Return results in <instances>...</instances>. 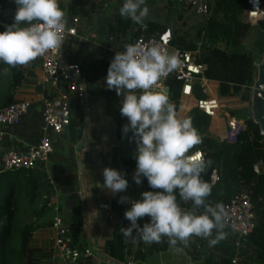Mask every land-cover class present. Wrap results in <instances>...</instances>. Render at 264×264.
<instances>
[{
  "label": "crops",
  "instance_id": "0c3cea01",
  "mask_svg": "<svg viewBox=\"0 0 264 264\" xmlns=\"http://www.w3.org/2000/svg\"><path fill=\"white\" fill-rule=\"evenodd\" d=\"M123 2L124 0H64L60 4L67 20L70 21L73 17H78L79 20L77 34L70 35L63 41L60 54L63 60L80 64L83 80L81 82L78 78V81L84 91L82 96L73 100L71 122L65 130L61 134L48 133L53 151L47 161L36 166L46 172L52 186L48 208L34 220L33 244L54 249L53 216L59 211L69 224L73 207L77 206L82 217V231L73 244L93 247V253L88 257L91 264H264V201L255 202L256 225L247 236L239 235L226 226V237L212 247H209L208 240L193 237L189 246L182 253H177L170 248L165 237L161 243H126L127 260H119L109 254L107 243L112 239L113 231L122 222V215L129 206L118 203L122 193L113 194L104 188L103 169L111 167L123 172L129 185L134 181L136 169L130 167V163L127 164V160L134 159L136 149L135 142H129L128 139L132 134L129 132L125 136L121 133L119 137L115 121L106 110L111 97L115 100L116 109L121 107L122 100L114 90L107 88L105 82L110 62L129 38L139 34L151 35L168 31L173 44L194 50L199 28L204 20L181 0H146L149 14L144 20L145 27H142L130 18L121 17L119 9ZM257 35L248 34L243 44L256 46L257 52L253 54L256 66L264 52L262 35L259 33V38L255 39ZM244 50V47L234 50V53L207 50L202 55L207 64L208 94L217 97L221 104L215 115H208L207 133L220 141H224L230 111L247 113L250 106V94L247 104L239 95L219 94L221 80L230 84L237 82L239 80L236 75L245 71L244 65L240 63L243 60L239 59ZM21 71L23 77L16 84L12 101L27 100L31 102V106L17 124L0 123V153L7 149L26 152L42 134V97L47 91L41 81V64L39 60H34L27 66H21ZM255 74L256 69L251 73V84L242 83L244 87L249 86V93ZM248 90L243 89L241 92L247 94ZM180 103L182 106H179ZM193 108L194 97L179 98L177 116L187 118ZM126 123L128 120L125 117L123 125ZM83 137V149L78 150ZM239 158L246 178H252L260 170L264 171V151L253 147L251 142H243ZM2 177L7 178L8 191L11 188V176ZM141 186L143 191L150 189L149 184ZM178 203L185 210L192 208L190 201L185 203L179 199ZM101 204H108L109 208H103ZM198 211L202 212L203 209ZM144 222V218L138 221L141 226ZM215 235L214 231L213 237ZM58 263L59 259L54 252L51 264Z\"/></svg>",
  "mask_w": 264,
  "mask_h": 264
},
{
  "label": "clouds",
  "instance_id": "9594fccd",
  "mask_svg": "<svg viewBox=\"0 0 264 264\" xmlns=\"http://www.w3.org/2000/svg\"><path fill=\"white\" fill-rule=\"evenodd\" d=\"M13 23L0 31V62L9 68L27 66L50 50L59 49L66 28L64 10L59 0H14ZM122 18L145 27L149 8L146 0H124L119 9ZM117 51L107 70V88L122 98L120 113L128 123L122 133L135 142L133 158L137 185L146 178L154 191H144L140 198L121 196L118 203H129L124 217L130 226L119 232L125 243H161L167 238L170 248L182 253L193 237L208 240L215 246L226 237L227 213L222 202L208 200L211 185L201 174L213 163L202 153L189 155L202 143V137L189 118H179L160 81L175 71L179 57L157 43L126 44ZM104 188L111 193L126 192L125 174L111 167L103 169ZM192 202L185 210L177 201ZM199 209H203L199 212ZM148 217L141 226L138 221ZM216 235L213 237V232ZM182 245L183 247H179Z\"/></svg>",
  "mask_w": 264,
  "mask_h": 264
},
{
  "label": "trees",
  "instance_id": "16d2710c",
  "mask_svg": "<svg viewBox=\"0 0 264 264\" xmlns=\"http://www.w3.org/2000/svg\"><path fill=\"white\" fill-rule=\"evenodd\" d=\"M210 13L203 20L199 31L198 39L201 40V55L207 50L234 53V50L245 48V52L239 55L240 63L244 65L245 71L236 75L239 81L228 83L221 80L219 83L220 95H239L241 99L247 100L248 93L243 94V89L248 90L249 86H242L252 83L251 73L256 69L254 61L256 46H244L245 37L248 34L262 35L264 43V16L256 23L247 19V0H209ZM261 7L264 12V0H261ZM16 10L14 0H0V31L5 30V25L13 23ZM254 37L259 38V36ZM257 52V51H256ZM232 57V56H231ZM205 62V61H204ZM9 66L0 62V108L12 102L13 92L16 84L22 79L21 66L9 68L5 74L4 69ZM205 73L207 74V68ZM170 101L177 104L180 97L181 82L176 79H169ZM194 93L198 97L204 96L200 91L199 84L195 83ZM114 99H109L107 112L113 117L116 125L117 135L120 137L125 117L116 109ZM231 115L242 117L246 129L241 132L234 143L225 140L220 141L207 133L209 125L208 115L194 107L187 116L202 137V143L193 149H199L205 160L211 159L212 165L201 174V178L210 184V174L217 169L221 175L219 181L211 185L210 202H222L231 196L248 192L254 202L264 201V171L260 170L252 178H246L242 170L239 153L243 142L249 141L253 147L264 151V134L260 133L258 124L250 118L245 111H230ZM136 168L135 159L130 158L127 164ZM21 168L13 171L0 172V177L11 176V188L6 191L3 201H0V264H51L55 252L53 247H42L33 244L35 231V217L48 208V199L51 191V183L43 169ZM142 184H148L146 178L142 177V183L137 185L135 181L129 185L123 196L132 199L140 198ZM14 189V190H13ZM148 191H154L149 189ZM177 201L180 199L178 192ZM42 198V202L35 205ZM129 207L130 204L126 203ZM25 217V218H24ZM145 222L149 221L144 217ZM53 221V219H52ZM144 222V223H145ZM130 226V222L122 215V222L113 231L112 239L107 243L108 252L119 260H127L128 250L124 238L120 234L121 227ZM70 235L73 243L77 241L82 231V217L77 206L73 207V214L69 222ZM80 264H91L88 258L80 259Z\"/></svg>",
  "mask_w": 264,
  "mask_h": 264
},
{
  "label": "built area",
  "instance_id": "2783aa9c",
  "mask_svg": "<svg viewBox=\"0 0 264 264\" xmlns=\"http://www.w3.org/2000/svg\"><path fill=\"white\" fill-rule=\"evenodd\" d=\"M190 6L197 15L204 20L209 16V0H181ZM64 0H59V4ZM247 19L256 23L264 16L261 0H247ZM78 17L70 21L66 19V28L62 33L63 41L70 35L77 34ZM157 43L170 53H175L180 60L179 67L164 77L158 87L166 91L169 79L181 82L180 97H194V107L206 115L213 116L221 108L217 97L210 96L209 79L206 76L207 64L200 59L201 40L197 39L194 50L185 49L171 42V35L167 32L151 35H134L126 44ZM124 45L121 52L124 51ZM41 64V81L45 86L46 95L42 97V134L40 138L31 144L26 152H17L7 149L0 153V172L13 171L21 168L33 169L39 163L47 161L53 146L48 133L61 134L71 122L73 100L83 95V88L79 86L78 78L82 82L81 66L77 62L65 61L60 54V48L50 50L43 56L38 57ZM195 83L199 84L200 91L204 96L198 97L194 93ZM168 94V91H166ZM31 102L27 100L12 101L0 108L1 124H17L27 112ZM179 106H182L180 103ZM227 129L224 140L234 143L241 132L246 129L244 120L234 115H227ZM202 153L199 149L192 150L189 155ZM258 171V170H257ZM221 178L217 169L210 174V184H214ZM227 213L226 226L231 231L242 236H247L255 228V202L248 192H241L231 196L223 202ZM103 208H109L108 204H101ZM52 227L55 230L54 250L59 259L58 264H77L80 259L88 258L93 253V247H81L73 244L69 224L65 222L61 213L56 211L53 216ZM127 264H131L128 262Z\"/></svg>",
  "mask_w": 264,
  "mask_h": 264
},
{
  "label": "water",
  "instance_id": "95a60500",
  "mask_svg": "<svg viewBox=\"0 0 264 264\" xmlns=\"http://www.w3.org/2000/svg\"><path fill=\"white\" fill-rule=\"evenodd\" d=\"M166 86V91H168ZM247 115L258 124L260 133L264 134V52L261 61L256 66V74L250 89V106ZM84 137L78 144V150L83 149Z\"/></svg>",
  "mask_w": 264,
  "mask_h": 264
},
{
  "label": "rangeland",
  "instance_id": "374dc122",
  "mask_svg": "<svg viewBox=\"0 0 264 264\" xmlns=\"http://www.w3.org/2000/svg\"><path fill=\"white\" fill-rule=\"evenodd\" d=\"M261 58H262V54L261 56L259 57V60L261 61ZM249 90H248V95H249ZM245 104H247V100L244 101ZM7 187H8V181H7V178L4 179V177H0V201H3L4 199V196H5V193L7 191ZM42 198H40L35 205H38L40 204L42 201ZM25 218V217H24ZM46 248V247H45Z\"/></svg>",
  "mask_w": 264,
  "mask_h": 264
}]
</instances>
